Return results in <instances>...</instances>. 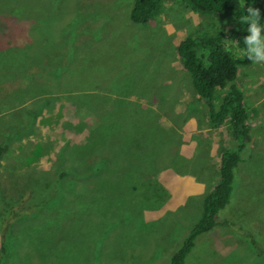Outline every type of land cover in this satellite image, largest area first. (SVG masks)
<instances>
[{
	"label": "rangeland",
	"instance_id": "1",
	"mask_svg": "<svg viewBox=\"0 0 264 264\" xmlns=\"http://www.w3.org/2000/svg\"><path fill=\"white\" fill-rule=\"evenodd\" d=\"M249 4L264 15V0ZM132 6L0 0L3 264H170L219 180L221 152L237 148L228 120L210 121L176 53L187 36L231 31L235 15L171 0L136 25ZM236 84L253 138L229 204L184 264H264V63L239 66ZM90 156L118 167L92 169ZM143 184L158 185L165 201L155 203V188L132 189Z\"/></svg>",
	"mask_w": 264,
	"mask_h": 264
},
{
	"label": "trees",
	"instance_id": "2",
	"mask_svg": "<svg viewBox=\"0 0 264 264\" xmlns=\"http://www.w3.org/2000/svg\"><path fill=\"white\" fill-rule=\"evenodd\" d=\"M167 1L171 0H133V6L129 15L130 21L136 25L148 24L153 15L159 10L162 2ZM186 1L190 3L192 10L196 12L221 16L229 13L235 15V25L231 31L219 32L214 36L203 38L187 36L179 41L176 53L180 66L191 77L194 90L199 100L207 107L210 121L214 125H217L222 122L223 119H227L238 146L236 149L228 148L221 152L218 163L219 180L212 190L204 197L201 219L190 230L181 247L173 253L170 264H184L187 255L195 246L197 237L211 231L217 225L216 218L218 213L227 207L231 198L235 178L234 169L241 160L240 154L253 138L251 130L247 125L248 109L245 105V99L236 84L239 66L251 65L253 63L247 59L246 53L244 52L242 39L247 35V26L238 22V18L241 15L240 0ZM244 6L247 7V5ZM260 22L264 24V15H261ZM230 37H232L231 41L240 52L242 59H239L234 52L229 49L227 41ZM199 49L202 50V55H199ZM219 91H224L225 94L217 106L216 94ZM100 127L90 132L91 140L89 138L88 142L90 141L93 143L96 131ZM90 157L89 165L92 169L98 170L99 164L102 166L103 163H107L108 165L111 164L110 167L113 169L118 167L117 164L109 162L108 159ZM127 167L128 163L124 168ZM71 172L75 174L73 171ZM92 174L94 177H99L97 176L99 173ZM64 177V173H61L59 179H63ZM150 185H136L133 186L132 189L134 192L138 190L151 192L152 188H155L153 190V199L155 203L164 202L166 198L157 194L156 189L158 185ZM149 198L150 196L148 195L147 199ZM15 213L13 209H10V215H7L8 217L2 216L1 225L3 226L5 223H11V218L13 219ZM6 253L7 249L5 242L2 241L0 248V264H3Z\"/></svg>",
	"mask_w": 264,
	"mask_h": 264
},
{
	"label": "clouds",
	"instance_id": "3",
	"mask_svg": "<svg viewBox=\"0 0 264 264\" xmlns=\"http://www.w3.org/2000/svg\"><path fill=\"white\" fill-rule=\"evenodd\" d=\"M240 8L238 22L247 26V35L242 39L247 59L253 63H264V24L260 22V12L252 4L245 7L244 0H240Z\"/></svg>",
	"mask_w": 264,
	"mask_h": 264
}]
</instances>
